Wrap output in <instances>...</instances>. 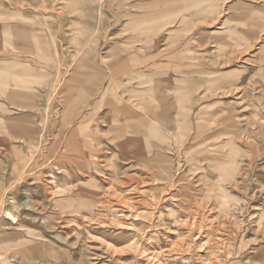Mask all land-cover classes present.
<instances>
[{
    "label": "rangeland",
    "instance_id": "374dc122",
    "mask_svg": "<svg viewBox=\"0 0 264 264\" xmlns=\"http://www.w3.org/2000/svg\"><path fill=\"white\" fill-rule=\"evenodd\" d=\"M0 264H264V0H0Z\"/></svg>",
    "mask_w": 264,
    "mask_h": 264
}]
</instances>
